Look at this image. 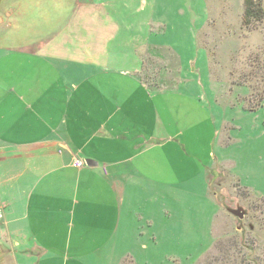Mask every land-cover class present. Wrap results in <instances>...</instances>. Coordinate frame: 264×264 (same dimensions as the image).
I'll list each match as a JSON object with an SVG mask.
<instances>
[{"label": "crops", "instance_id": "obj_1", "mask_svg": "<svg viewBox=\"0 0 264 264\" xmlns=\"http://www.w3.org/2000/svg\"><path fill=\"white\" fill-rule=\"evenodd\" d=\"M49 2L0 0V264L147 263L141 255L159 247L164 214H187L179 195L187 192L194 215L200 209L203 178L213 228L218 173L190 153L188 125L172 131L163 120L169 97L180 100L179 116L200 119L196 100L136 81V56L133 79L113 72L108 44L120 28L105 31L101 1L67 0L63 15L42 13ZM77 158L92 164L77 168ZM179 217L173 229L187 232ZM139 224L154 229L150 239L136 240L146 234Z\"/></svg>", "mask_w": 264, "mask_h": 264}, {"label": "rangeland", "instance_id": "obj_2", "mask_svg": "<svg viewBox=\"0 0 264 264\" xmlns=\"http://www.w3.org/2000/svg\"><path fill=\"white\" fill-rule=\"evenodd\" d=\"M66 1L51 0L50 6L43 5L42 13L63 15ZM97 1L104 4L98 13L105 16V31L116 23L120 28L108 44L113 72L133 79L136 68L130 63L136 56L141 67L135 73L136 81H149L155 90L172 88L180 96L194 98L200 119H194L193 112L179 116L180 100L169 97L170 113L163 120L172 131L188 125L185 132L189 134L183 139L190 153L201 159V166L215 167L218 173L210 174L209 182L210 195L218 205L213 228V217L204 211L208 190L203 178L195 184V201L201 197L195 215L188 206L187 192L179 195L187 214L179 217L171 212L174 207L168 219L164 214L163 231L155 230L159 247L148 245L141 255L150 261L131 258L123 264H264V101L257 112L250 110L260 94L252 92L251 81L240 85V77L247 72L264 78L259 64L264 60V18L246 27L245 0ZM86 14L81 9L77 17ZM79 30L89 34L84 28ZM79 30L74 37L70 33L68 40L80 39ZM98 79L109 81L90 77L91 81ZM191 82L198 84L190 89L186 84ZM178 217L187 232L173 229ZM138 227L146 234H137L136 240L150 239L154 233L145 224ZM133 248L137 253L143 250L139 243Z\"/></svg>", "mask_w": 264, "mask_h": 264}, {"label": "trees", "instance_id": "obj_3", "mask_svg": "<svg viewBox=\"0 0 264 264\" xmlns=\"http://www.w3.org/2000/svg\"><path fill=\"white\" fill-rule=\"evenodd\" d=\"M263 18H264L263 0H245L244 20H243L244 25L246 27H249L253 24V22L256 21L259 22ZM259 64L264 70V60H262V64L260 62ZM247 73H244V75L240 77L241 78L240 85H243L247 81H251L252 83L251 85H249V87L251 88L252 92L258 91V94H260L259 98L256 100V104L251 105L250 110L255 111L257 109H260V107L262 106L261 104L264 101V78L258 76L254 77L253 75H249ZM257 78H259L261 81H258ZM254 82H258L259 85H255ZM261 82L263 83V85L261 84ZM242 245L243 243H241V246Z\"/></svg>", "mask_w": 264, "mask_h": 264}, {"label": "built area", "instance_id": "obj_4", "mask_svg": "<svg viewBox=\"0 0 264 264\" xmlns=\"http://www.w3.org/2000/svg\"><path fill=\"white\" fill-rule=\"evenodd\" d=\"M73 164H74L75 167L81 168V167L84 166L85 162L82 161L81 159L77 158V159H75Z\"/></svg>", "mask_w": 264, "mask_h": 264}, {"label": "water", "instance_id": "obj_5", "mask_svg": "<svg viewBox=\"0 0 264 264\" xmlns=\"http://www.w3.org/2000/svg\"><path fill=\"white\" fill-rule=\"evenodd\" d=\"M87 163L89 164V165H91L92 164V162L90 161V160H87ZM233 212L234 213H236V214H238L239 213V211L238 210H233ZM243 215H240V217H242Z\"/></svg>", "mask_w": 264, "mask_h": 264}]
</instances>
